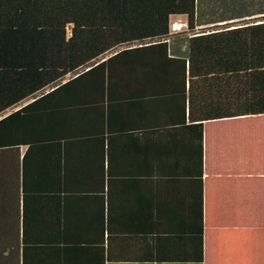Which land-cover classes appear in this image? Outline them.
<instances>
[{
    "label": "trees",
    "instance_id": "16d2710c",
    "mask_svg": "<svg viewBox=\"0 0 264 264\" xmlns=\"http://www.w3.org/2000/svg\"><path fill=\"white\" fill-rule=\"evenodd\" d=\"M114 104L150 135L186 138L198 263L264 264V0H0V151L36 159L21 181L26 250L66 245L71 202L109 238V196L128 203L101 132Z\"/></svg>",
    "mask_w": 264,
    "mask_h": 264
},
{
    "label": "crops",
    "instance_id": "0c3cea01",
    "mask_svg": "<svg viewBox=\"0 0 264 264\" xmlns=\"http://www.w3.org/2000/svg\"><path fill=\"white\" fill-rule=\"evenodd\" d=\"M111 113L108 121L96 119L109 123L101 132L109 133L110 185L125 186L128 203L120 192L109 196V238L92 234L89 216L94 213L78 210L71 202L66 213L60 211V223L70 239L66 245L44 251L30 242L26 250L21 219L33 207L30 198L24 203L21 181L25 155L31 151L26 167V161L29 165L36 161L35 150L28 145L19 152L4 150L0 151V264H200L191 237L197 224V183L191 181L196 164L190 160V147L177 143L186 138L180 133L150 135L142 127L143 115L127 105L114 104ZM165 234L174 239L161 242Z\"/></svg>",
    "mask_w": 264,
    "mask_h": 264
},
{
    "label": "rangeland",
    "instance_id": "374dc122",
    "mask_svg": "<svg viewBox=\"0 0 264 264\" xmlns=\"http://www.w3.org/2000/svg\"><path fill=\"white\" fill-rule=\"evenodd\" d=\"M186 29V18L175 19L172 24V32L179 33Z\"/></svg>",
    "mask_w": 264,
    "mask_h": 264
}]
</instances>
